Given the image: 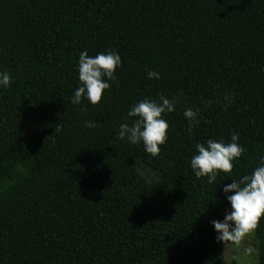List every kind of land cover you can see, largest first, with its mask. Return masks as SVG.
<instances>
[{"label": "trees", "instance_id": "1", "mask_svg": "<svg viewBox=\"0 0 264 264\" xmlns=\"http://www.w3.org/2000/svg\"><path fill=\"white\" fill-rule=\"evenodd\" d=\"M85 50L122 63L98 104L74 105ZM263 57L264 0H0V264H237L210 221L264 137L238 141L212 184L190 166L151 182L85 124L97 114L141 158L142 143L118 138L133 105ZM255 232L264 264V217Z\"/></svg>", "mask_w": 264, "mask_h": 264}, {"label": "rangeland", "instance_id": "2", "mask_svg": "<svg viewBox=\"0 0 264 264\" xmlns=\"http://www.w3.org/2000/svg\"><path fill=\"white\" fill-rule=\"evenodd\" d=\"M169 100L175 104V110L162 114L169 127L166 142L156 157L144 150L141 158L132 159L111 125L97 114H90L86 120L93 122L95 130L149 181H160L190 166L197 143H206L208 139L229 143L234 132L239 134L238 141L264 137V57L194 83ZM187 108L197 113L191 127L183 115ZM221 244L229 261L257 264L259 242L255 230L239 246L229 244L225 248Z\"/></svg>", "mask_w": 264, "mask_h": 264}, {"label": "clouds", "instance_id": "3", "mask_svg": "<svg viewBox=\"0 0 264 264\" xmlns=\"http://www.w3.org/2000/svg\"><path fill=\"white\" fill-rule=\"evenodd\" d=\"M121 57L118 52L107 50L89 56L87 51H81L78 57V79L80 86L74 90L72 104H79L82 98L89 103L98 104L104 90L110 87L109 80L114 81L115 71L121 66ZM149 79H159L160 73L148 72ZM10 75L0 72V88H7L10 84ZM175 104L161 94L158 100L144 98L133 105L127 116L136 119L131 125L121 123L118 131L119 139H126L129 143L143 144L146 153L156 157L160 153V146L166 142L168 123L162 117L163 113H171ZM184 117L189 127L196 121L197 113L192 108L185 109ZM85 127H95L93 122H87ZM239 134L231 135V142L208 139L206 143H197L196 154L190 160V167L197 179L207 177L208 184L216 181L219 173L231 174L233 162L243 152L238 143ZM258 166L251 174L243 175L239 180L223 186L230 211L226 212L222 220L214 219L210 223L216 233L217 242L223 243L225 248L231 244L239 246L258 226L264 217V156L259 158ZM251 249H245L250 252Z\"/></svg>", "mask_w": 264, "mask_h": 264}]
</instances>
